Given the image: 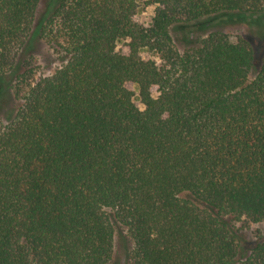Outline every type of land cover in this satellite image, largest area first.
<instances>
[{
	"label": "trees",
	"instance_id": "obj_1",
	"mask_svg": "<svg viewBox=\"0 0 264 264\" xmlns=\"http://www.w3.org/2000/svg\"><path fill=\"white\" fill-rule=\"evenodd\" d=\"M149 4L0 0V264H264V0Z\"/></svg>",
	"mask_w": 264,
	"mask_h": 264
},
{
	"label": "rangeland",
	"instance_id": "obj_2",
	"mask_svg": "<svg viewBox=\"0 0 264 264\" xmlns=\"http://www.w3.org/2000/svg\"><path fill=\"white\" fill-rule=\"evenodd\" d=\"M141 9H140V16L141 20L145 23H148L151 19V17L154 14L155 7L149 4V0H138ZM229 32H232V34L240 33L243 36L247 37L253 42L256 55H257V60H256V66H258L259 63V58L264 50V16L251 19L249 22L245 25L242 26L240 29L237 31H232L230 30ZM36 59L37 63L41 67V71L43 73H51L54 71V69L59 65V59L57 58V55L55 52H53L50 47L45 44L44 42L39 43L36 47ZM142 56L144 59H155V56L152 54H149L147 52H143ZM130 89L135 92V95H138V90L136 86L131 84ZM11 98L9 97V100H7L6 104H9L7 108L12 109L13 107V101L10 102ZM135 104L143 110V105L140 103V101L135 98ZM9 109V110H10ZM234 227L236 230H240L247 239H255L257 236L261 235L264 233V224H253L248 221H240V222H235ZM124 237L125 233L122 234V237H118V246L120 248L121 253L125 254V249L126 245L124 242ZM122 264L125 262V260L122 258ZM120 262V264H121Z\"/></svg>",
	"mask_w": 264,
	"mask_h": 264
}]
</instances>
